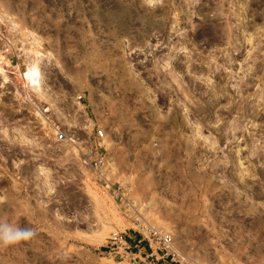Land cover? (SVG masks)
I'll use <instances>...</instances> for the list:
<instances>
[{
  "label": "rangeland",
  "instance_id": "1",
  "mask_svg": "<svg viewBox=\"0 0 264 264\" xmlns=\"http://www.w3.org/2000/svg\"><path fill=\"white\" fill-rule=\"evenodd\" d=\"M0 218V264H264V0H0Z\"/></svg>",
  "mask_w": 264,
  "mask_h": 264
},
{
  "label": "clouds",
  "instance_id": "2",
  "mask_svg": "<svg viewBox=\"0 0 264 264\" xmlns=\"http://www.w3.org/2000/svg\"><path fill=\"white\" fill-rule=\"evenodd\" d=\"M36 234V230L32 227H20L0 218V248H7L29 241Z\"/></svg>",
  "mask_w": 264,
  "mask_h": 264
},
{
  "label": "built area",
  "instance_id": "3",
  "mask_svg": "<svg viewBox=\"0 0 264 264\" xmlns=\"http://www.w3.org/2000/svg\"><path fill=\"white\" fill-rule=\"evenodd\" d=\"M81 100V97H78V101ZM104 137V133L102 130L96 131V139L99 141ZM58 139H62V136L59 135ZM147 233L149 236V239L160 248L161 252H163V255L166 257L173 258L174 255L172 253V241L171 237L166 234L162 233L160 231H157L155 229H147ZM114 241L117 240V238H113ZM118 241H122L121 238L118 239Z\"/></svg>",
  "mask_w": 264,
  "mask_h": 264
},
{
  "label": "crops",
  "instance_id": "4",
  "mask_svg": "<svg viewBox=\"0 0 264 264\" xmlns=\"http://www.w3.org/2000/svg\"><path fill=\"white\" fill-rule=\"evenodd\" d=\"M128 240H129L128 243H130L133 246V248L137 247L139 248V251L145 250V247L141 243L142 241L138 239L137 237H135L134 239L129 238Z\"/></svg>",
  "mask_w": 264,
  "mask_h": 264
}]
</instances>
